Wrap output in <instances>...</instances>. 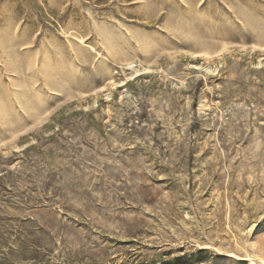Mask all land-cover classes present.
Here are the masks:
<instances>
[{"label":"rangeland","instance_id":"rangeland-1","mask_svg":"<svg viewBox=\"0 0 264 264\" xmlns=\"http://www.w3.org/2000/svg\"><path fill=\"white\" fill-rule=\"evenodd\" d=\"M0 264H264V2L0 0Z\"/></svg>","mask_w":264,"mask_h":264},{"label":"bare ground","instance_id":"bare-ground-1","mask_svg":"<svg viewBox=\"0 0 264 264\" xmlns=\"http://www.w3.org/2000/svg\"><path fill=\"white\" fill-rule=\"evenodd\" d=\"M206 53H208V52H206ZM201 55H202V53H200V52H197V54H195V56H201ZM136 57L137 56L135 54H124L121 59H122L123 63L127 64L128 68L133 69L134 72H139V71L141 72V70H148V67L145 66L144 63H140L139 67L137 68V64H135V61H134V58H136Z\"/></svg>","mask_w":264,"mask_h":264},{"label":"crops","instance_id":"crops-1","mask_svg":"<svg viewBox=\"0 0 264 264\" xmlns=\"http://www.w3.org/2000/svg\"><path fill=\"white\" fill-rule=\"evenodd\" d=\"M226 1H234V0H226ZM239 3H244L245 1L244 0H237ZM257 2L261 1V2H264V0H255Z\"/></svg>","mask_w":264,"mask_h":264}]
</instances>
